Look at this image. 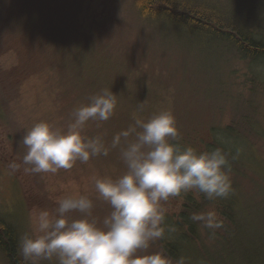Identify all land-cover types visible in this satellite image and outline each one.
<instances>
[{"label": "rangeland", "instance_id": "374dc122", "mask_svg": "<svg viewBox=\"0 0 264 264\" xmlns=\"http://www.w3.org/2000/svg\"><path fill=\"white\" fill-rule=\"evenodd\" d=\"M20 1L23 18L12 20L10 33L0 38L3 43L0 51H7L5 45L10 47V60L0 58L2 74L6 78L13 76L12 87L17 78H23L19 80L23 97L18 117L30 116L48 122L53 129H66L71 120L55 115L54 104L63 77L70 81L74 96L79 99L76 108L87 104L103 89L117 95V105L107 121L90 120L81 133L87 138L100 137L109 149L108 155L91 157L87 163L77 161L70 170L60 169L56 174L43 173L47 192L37 185L24 189L25 184L21 186L12 171L0 163L1 220L14 224L22 235H33L32 216L40 206L33 204L30 191L36 199L48 201L53 195H85L93 201V217L102 221L111 209L98 198L93 178L115 179L126 171L120 149L111 147L113 136L134 125L137 118L147 120L161 110H171L178 129L177 142L181 145L210 151L224 144L239 159L238 176L234 180L231 175V193L217 200L235 202L237 223L250 228L264 227V201H259L257 193L259 189L264 191V146L259 142V146L253 145L256 150L250 149L246 138L230 135L224 128L230 122L232 106L246 100L250 92L249 84L239 87L233 76L238 83L253 74L262 81L264 63L252 67L242 60L231 59L229 54L223 55L208 46V42L215 40L186 34L181 27V32L175 35L180 29L174 27L169 31L159 29L158 23H145L135 8V0ZM204 2L221 7L216 0ZM10 5H14L13 0ZM21 22L31 29L28 34L18 31ZM30 67L34 69L29 70ZM2 85L7 87L0 80ZM246 101L247 105H253V100ZM260 106L262 122L257 125V132L264 137V99ZM213 128L215 135L210 131ZM3 137L9 154L14 143L9 135ZM214 142L215 147L206 145ZM254 177L259 182L255 185ZM256 185L259 187L255 188ZM186 195L198 202L205 198L194 191L178 199L171 198L165 205L169 216L178 215ZM69 216L78 218L80 214L73 212ZM180 245L190 249V255L185 257L189 262L185 264L206 262L198 241L183 240ZM158 251L151 248V253ZM171 261L176 262L172 258ZM37 263L55 264V261ZM0 264H4L1 255Z\"/></svg>", "mask_w": 264, "mask_h": 264}, {"label": "clouds", "instance_id": "9594fccd", "mask_svg": "<svg viewBox=\"0 0 264 264\" xmlns=\"http://www.w3.org/2000/svg\"><path fill=\"white\" fill-rule=\"evenodd\" d=\"M143 103V102H142ZM141 103V105H142ZM117 105V95L103 89L87 104L74 109L66 129H53L39 121L22 138L27 151L22 158L25 171L56 174L70 170L77 161L107 156L109 149L100 137L87 138V122L107 121ZM178 141L176 120L171 110H161L147 120L113 136L111 147L120 149L126 171L112 177L93 178L99 199L111 209L102 221L92 215L93 201L85 195H53V206L35 209L34 234H24L18 252L26 264L37 260L55 264H172L163 251L148 253L151 244L164 237L171 198L197 192L213 201L227 198L232 191L228 153L221 148L198 151ZM239 154L237 149L236 155ZM236 156H233L235 159ZM10 167L19 169L13 162ZM79 213L72 218L69 213ZM193 222L213 230L223 227L215 210L193 213ZM176 264H185V257Z\"/></svg>", "mask_w": 264, "mask_h": 264}, {"label": "trees", "instance_id": "16d2710c", "mask_svg": "<svg viewBox=\"0 0 264 264\" xmlns=\"http://www.w3.org/2000/svg\"><path fill=\"white\" fill-rule=\"evenodd\" d=\"M183 1L185 2L177 0H139V4L135 5L139 16H141L142 21L145 23L156 24L158 21H164L172 23L176 28L180 30L182 28L183 31L193 35H195L193 31L204 33L201 37L206 39L221 37L222 39L219 41L220 49L221 47L232 48L234 53L238 56L236 59L242 60L245 63L248 60L242 55L244 51L264 52V0H253V4L246 8V10H242V13L232 12L227 9V12H225L221 7L204 1ZM15 3H18V0H15ZM19 5L21 4L19 3ZM30 30L31 29L27 26L19 27L20 33L26 34V32ZM0 45H2V43H0ZM19 60L22 61V58H19ZM30 69L33 70L34 68L30 67L29 70ZM28 75L33 74L28 73ZM12 77L13 76H10V83H12ZM233 78V82L239 87L242 86V84H249L247 89H249L250 92L247 99L253 100L254 102L253 105H247L246 99L238 101L237 104L233 105L230 122L224 126V128L230 135H238L246 138L250 144V149L256 150L253 145L259 146V142H261L264 146V137L257 132V125L262 122L260 103L264 99V80L261 81L257 74L249 75L246 78L247 80L243 83H238L235 80L236 76H233ZM20 79L23 78H17L14 87L10 86V139L14 143V147L10 145V165L15 162L19 164L20 167L16 170L10 167V170L17 177L21 186L25 184L24 189L28 186L33 187L37 185L39 189L47 192L45 180L42 181L44 177L43 173L25 171V168L28 166L22 163V158L27 151L22 142V138L33 124L42 120H37L30 116L23 119L18 117V110H21L19 104L23 97V92L20 90V86L22 88L23 85L22 82L19 81ZM78 100L79 99L74 96V89L70 81L63 77L61 88L54 100V104L57 106L55 115H63L64 118L71 120L72 113L76 108ZM22 115L26 116L27 114L23 111ZM44 115L46 118V113ZM61 118L64 119L63 117ZM215 130V128L210 129L213 133ZM206 145L211 148L215 147L216 144L214 142L213 144ZM224 151L229 154L228 158L234 161V165H230L231 171L228 173L232 182L233 177L231 175H234V180L238 176L239 168L236 164L239 159L237 157L233 159L235 154L231 151ZM255 155L259 156L257 152ZM19 177L21 179H19ZM23 181H25V183H23ZM252 183L255 185L259 182L254 177ZM257 187L259 186L256 185L255 188ZM28 192L31 194L33 204L36 205V207L40 206L39 209H50L53 206L52 199H50V201L36 199L30 191ZM257 193L259 195V201L263 202L264 191H260L259 189ZM234 203L235 202L231 199H216L209 201L206 198L198 202L194 200L191 195H186L179 207L178 215L175 217H171L169 214L166 215V217H168L165 218V225L173 226L175 230L169 232L166 228L164 237L158 240L157 245H155L156 249L158 248L159 251H163L167 256L177 262L179 257L190 255V252L178 250L183 240L186 241L190 239L198 241L201 246V254L203 258L206 259V262L202 264H211L210 261L214 259V254L220 257L229 256L233 248L230 244L233 242L232 240L235 238L236 234L257 228L256 226L250 228L245 224L237 223L234 217V214H236ZM209 210H215L218 214V218L223 223L222 228L214 230V237L209 236V233L213 230L206 229L199 222H193L190 219L193 213L207 212ZM70 214L71 213L68 215ZM2 227H5V229L2 231L0 230V244L1 242L6 244L12 242L13 238L11 236L9 239H7V237L5 238V233H7L9 229L11 232L16 226L0 219V229ZM258 244L260 243H252V250L250 253L243 254L239 251L243 257L242 260L245 261L244 264H264V248L258 247ZM224 245L227 246L223 247ZM241 250L245 251V248ZM0 255L4 260V264H8L9 260L10 264H24L23 262H25L18 252L17 244L14 247L11 246L10 253L0 251ZM38 261L39 260H37L35 264H38ZM176 262L174 263L176 264ZM186 262L189 261L185 260V263ZM29 264H31V262H29Z\"/></svg>", "mask_w": 264, "mask_h": 264}, {"label": "bare ground", "instance_id": "6f19581e", "mask_svg": "<svg viewBox=\"0 0 264 264\" xmlns=\"http://www.w3.org/2000/svg\"><path fill=\"white\" fill-rule=\"evenodd\" d=\"M195 2L200 1V0H194ZM201 1H206V0H201ZM217 3L232 12H242V10H246V8L250 7L253 3V0H216ZM221 4H220V2ZM249 10V9H248ZM176 12V11H175ZM153 24V23H152ZM175 26L172 25H168V22H164V21H158V28L159 29H164V30H169L172 31L173 28ZM181 32V30L175 32V35L179 34ZM186 34L187 32L184 31ZM195 36H199L201 37L203 34L199 31H193ZM192 36H194L192 34ZM206 39V38H205ZM217 39V40H216ZM221 37L218 38H210L208 40H215L211 42H208V46L209 47H214L218 49V52L221 54H229V56H231V59H236L238 56L234 53L232 48H227L224 47L220 49L219 47V41L221 40ZM217 42V43H216ZM264 42V40H263ZM216 49V50H217ZM243 57L248 60L246 61V63L252 67H256L262 63H264V52L261 51H244L243 52ZM218 148H221L222 150H227L228 152L229 149L224 145L221 144L218 146ZM230 165L234 163V161L231 158H228ZM3 229H5V227H2L0 230L2 231ZM5 238L7 237V239H9V237L11 236L13 238V241L10 243H3L1 242L0 244V251H5L10 253V249L11 246H15L16 244L18 245V241L19 239L23 236L20 232V230L18 228L13 229L10 232V229L8 230L7 233H5ZM4 238V239H5ZM6 241V240H4ZM233 242L230 244V246H233V248L231 249V253L229 256H225V257H220L217 254H214V259H211L210 263L211 264H244L245 261L242 260V255L239 251H241L243 254L246 253H250L252 250V243L256 242V243H260L258 244V247L260 248H264V227L262 226H257V228L255 229H250L247 231H243L240 232L238 234H236L235 238L232 240ZM227 245H224L223 247H226ZM245 248V251H242L241 249ZM178 249V248H177ZM178 250H183V251H187L190 252V249L185 250L183 248V246H179ZM192 252V250H191ZM24 264H26V262H23ZM8 264H10V260L8 261ZM46 264V263H44Z\"/></svg>", "mask_w": 264, "mask_h": 264}, {"label": "flooded vegetation", "instance_id": "af4514ba", "mask_svg": "<svg viewBox=\"0 0 264 264\" xmlns=\"http://www.w3.org/2000/svg\"><path fill=\"white\" fill-rule=\"evenodd\" d=\"M135 4H139V0H135ZM15 12L22 13V10L14 5L11 6L10 0H3L0 2V23L2 24L0 26V38L10 33V20H14L16 16ZM7 40L10 41V38ZM0 43L2 42L0 41ZM5 47L7 51L10 50V47L6 45ZM7 51H0V58H2L3 61L10 60V51ZM1 69L2 67H0V80H2L7 87L4 85L0 87V163L4 164L10 170V159L5 156V138L3 137V135H10V78H6L5 75L2 74ZM6 128H8V130ZM182 195L183 193L175 198H181Z\"/></svg>", "mask_w": 264, "mask_h": 264}]
</instances>
